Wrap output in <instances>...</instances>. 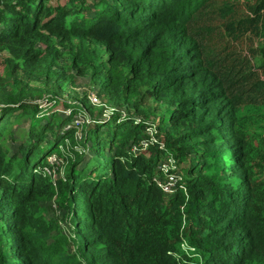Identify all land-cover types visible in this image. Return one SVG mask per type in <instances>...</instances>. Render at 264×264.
<instances>
[{
  "label": "trees",
  "instance_id": "trees-1",
  "mask_svg": "<svg viewBox=\"0 0 264 264\" xmlns=\"http://www.w3.org/2000/svg\"><path fill=\"white\" fill-rule=\"evenodd\" d=\"M0 264H264V0H0Z\"/></svg>",
  "mask_w": 264,
  "mask_h": 264
},
{
  "label": "rangeland",
  "instance_id": "rangeland-1",
  "mask_svg": "<svg viewBox=\"0 0 264 264\" xmlns=\"http://www.w3.org/2000/svg\"><path fill=\"white\" fill-rule=\"evenodd\" d=\"M89 84H90V82H89L88 79H86V78H79V81L77 83V86H75L74 89L71 88L70 90H68L65 93V95H64L65 96V99H68L69 101H76L75 100L76 99L75 96L77 94L79 96L82 95L81 92H83L84 90H86V88L89 86ZM38 102H39V104H41V106H43V107L40 106V108H41V116H44V117H45V115H48L49 116L50 113H52L50 111L51 109L53 110L54 108L55 109L58 108V109L62 110V108H63V107H61V106L58 105V106L52 107L50 110H46V107L47 106L48 107L50 106L48 104V102L46 100H44V99H39ZM97 116H98V118H97L98 120H104L105 119L104 114L102 115V117H99L98 114H97ZM82 117H83L82 114L77 113V115L75 116V119H76L75 124L76 125H78L77 124L78 122H81L82 121ZM90 120H91V118H90ZM23 126H27L28 127V121L25 120L24 123H23ZM77 130H78L77 131V136H78V139L80 140V137L82 136V133L84 132V127L83 128H80V126H79V128H77ZM9 144H10L12 150H16V146H17L16 143H13L12 141H9ZM88 144L90 146V149L87 150L86 156H85L83 162L80 164V167L84 166V163H86L90 159V157L94 155V149L92 150V147H91L92 143L89 142ZM62 149H63V146H62ZM49 160L51 161V164L53 165V168H52L53 170L52 169L51 170H52L54 176L59 177L60 175L64 174L65 168H64V165H63L64 163H63L62 157H61V161H56L55 158H54V153H51V155L49 156ZM37 169H39V167H37ZM52 208H54V211L52 212L51 215H54L56 217H59L62 220L63 229L65 230V232H69L70 229L73 228V226H70L69 223H67L66 221H64L62 219L63 213L61 212V210L59 209V207L55 203H52Z\"/></svg>",
  "mask_w": 264,
  "mask_h": 264
},
{
  "label": "built area",
  "instance_id": "built-area-1",
  "mask_svg": "<svg viewBox=\"0 0 264 264\" xmlns=\"http://www.w3.org/2000/svg\"><path fill=\"white\" fill-rule=\"evenodd\" d=\"M94 100H96V98H94ZM72 111V108H66V109H62V112L69 115ZM111 113H107L105 112L104 113V116H109ZM110 117V116H109ZM82 120H83V117H82ZM76 121V120H75ZM87 121L89 123H91L93 120H90V118L88 119L87 117ZM167 165V164H166ZM163 167L165 168V170H167L169 168V166H165V164L163 165ZM159 181V184L162 186L163 190L166 191V192H170L172 187L174 186V183H175V174H171L168 176L167 179L165 180H158ZM183 247L185 249L188 248V245L186 243H184ZM190 248V247H189ZM193 249V248H192Z\"/></svg>",
  "mask_w": 264,
  "mask_h": 264
}]
</instances>
